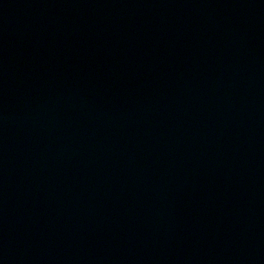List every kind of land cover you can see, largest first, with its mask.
I'll return each mask as SVG.
<instances>
[{
	"label": "water",
	"instance_id": "obj_1",
	"mask_svg": "<svg viewBox=\"0 0 264 264\" xmlns=\"http://www.w3.org/2000/svg\"><path fill=\"white\" fill-rule=\"evenodd\" d=\"M261 220L264 0H0V264Z\"/></svg>",
	"mask_w": 264,
	"mask_h": 264
}]
</instances>
